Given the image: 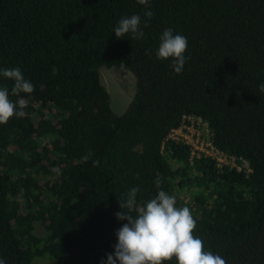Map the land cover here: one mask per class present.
Returning <instances> with one entry per match:
<instances>
[{"label":"trees","instance_id":"trees-1","mask_svg":"<svg viewBox=\"0 0 264 264\" xmlns=\"http://www.w3.org/2000/svg\"><path fill=\"white\" fill-rule=\"evenodd\" d=\"M149 7L145 36L118 39L122 17L147 19L137 0H0V69L19 67L34 85L10 95L26 101L25 116L0 124L6 264H106L127 223L116 217L118 199L133 187L140 203L163 190L188 207L194 235L227 264H264V0ZM166 28L188 41L181 74L156 56ZM118 65L135 79L121 115L99 77ZM13 84L0 76L9 93ZM190 119L241 170L170 138Z\"/></svg>","mask_w":264,"mask_h":264},{"label":"clouds","instance_id":"clouds-1","mask_svg":"<svg viewBox=\"0 0 264 264\" xmlns=\"http://www.w3.org/2000/svg\"><path fill=\"white\" fill-rule=\"evenodd\" d=\"M137 2L145 7L144 16L147 19L142 21L139 14L122 17L114 29L118 39L129 34L133 39L145 36L141 25L148 27L154 12L150 10V0ZM187 47L188 41L184 35L174 34L172 28H166L160 37L156 56L162 61L171 59L172 69L181 74L186 60L190 58L185 56ZM150 51L147 50L146 54H150ZM0 76L14 82L11 93L7 87H0V124H7L13 117H24L23 109L26 107L23 98L13 102L10 95L31 94L34 85L25 79L19 67L0 69ZM259 90L264 92V83L259 85ZM90 157L91 152L83 160L87 161ZM99 165L98 160L93 161L94 167ZM155 183L159 186V177ZM139 191L138 187H133L126 193L125 199H118L124 212H117L116 217L127 223L117 230L118 243L114 246V254H107L106 264H164L173 258L177 264H227L220 255L205 251L203 240L194 235L197 222L188 207H176V198L163 190L155 198L140 203L137 199ZM0 264H6V261L0 258Z\"/></svg>","mask_w":264,"mask_h":264},{"label":"rangeland","instance_id":"rangeland-1","mask_svg":"<svg viewBox=\"0 0 264 264\" xmlns=\"http://www.w3.org/2000/svg\"><path fill=\"white\" fill-rule=\"evenodd\" d=\"M100 83L106 89L110 96V106L112 111L121 115L127 109L130 101L135 93V79L128 68L124 65H118L110 69L101 68L99 70ZM201 130L194 131V129L184 130L182 132L171 133L174 138L183 137L191 140H195L198 133L202 135L207 129L203 124L200 126ZM185 140V139H184ZM186 141V140H185ZM49 261L47 258L37 259L33 264H45L44 261Z\"/></svg>","mask_w":264,"mask_h":264},{"label":"built area","instance_id":"built-area-1","mask_svg":"<svg viewBox=\"0 0 264 264\" xmlns=\"http://www.w3.org/2000/svg\"><path fill=\"white\" fill-rule=\"evenodd\" d=\"M202 124H200V121L198 120L197 122H194L193 119H190V124H184L183 126H181V128H179L178 130H173V133H177L182 132L184 130H190V129H194V131L197 130H201L200 126ZM171 132V133H172ZM170 138L172 139H176L174 137L171 136L170 134ZM184 141L189 144L192 147V155H198L200 153H205L208 156H211L212 158L216 159L217 163L222 165H228L230 167L236 168L237 170H241L240 166H238L233 158H228L226 155H224L223 153L215 150L212 145L207 142V140L205 138L202 137V135H200V133H198V136L195 140H191V139H187L185 137H183ZM179 139V138H177ZM182 139V138H181Z\"/></svg>","mask_w":264,"mask_h":264}]
</instances>
